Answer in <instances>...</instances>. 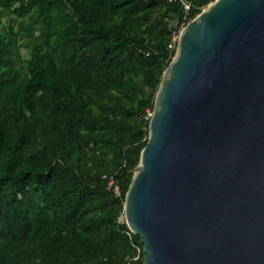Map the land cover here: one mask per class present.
Returning a JSON list of instances; mask_svg holds the SVG:
<instances>
[{
    "label": "trees",
    "instance_id": "1",
    "mask_svg": "<svg viewBox=\"0 0 264 264\" xmlns=\"http://www.w3.org/2000/svg\"><path fill=\"white\" fill-rule=\"evenodd\" d=\"M15 1L0 0V24L9 13L29 23L0 34V264H142L141 237L119 216L179 4ZM210 1L194 0L192 14Z\"/></svg>",
    "mask_w": 264,
    "mask_h": 264
},
{
    "label": "water",
    "instance_id": "2",
    "mask_svg": "<svg viewBox=\"0 0 264 264\" xmlns=\"http://www.w3.org/2000/svg\"><path fill=\"white\" fill-rule=\"evenodd\" d=\"M123 210L142 264H264V0L182 28Z\"/></svg>",
    "mask_w": 264,
    "mask_h": 264
},
{
    "label": "built area",
    "instance_id": "3",
    "mask_svg": "<svg viewBox=\"0 0 264 264\" xmlns=\"http://www.w3.org/2000/svg\"><path fill=\"white\" fill-rule=\"evenodd\" d=\"M171 3H178L180 7V14L176 21L169 24V30L171 32V38L167 44L169 51H176L177 43L182 28L188 23L194 15L192 14L194 0H167ZM202 6L197 9H201ZM152 112H148L147 119H150ZM108 188L112 189L116 195L120 194L119 185L115 182L114 178L108 177Z\"/></svg>",
    "mask_w": 264,
    "mask_h": 264
},
{
    "label": "rangeland",
    "instance_id": "4",
    "mask_svg": "<svg viewBox=\"0 0 264 264\" xmlns=\"http://www.w3.org/2000/svg\"><path fill=\"white\" fill-rule=\"evenodd\" d=\"M26 2H27V0H16L14 5L15 6H25ZM21 20H24L26 23H29V18L26 15H24L22 17H18L12 13H9L8 15L3 16V18L1 19V24H0V34H5L7 32V27L10 24L13 25L15 28L17 26V23ZM25 29H26V30H24L25 32H23L20 35V37L18 39V43L20 44V52L22 54V58L28 59L30 57V45H31L34 38L29 35V33H28L29 28L25 27ZM32 34L35 37H39V35H40L38 30H33ZM146 89H148V88L146 87ZM149 111L152 112L151 109H148L147 113L145 115V119H147V115H148ZM119 219L120 220L125 219L124 214H121L119 216ZM139 256H140V248L138 247L135 259L138 258Z\"/></svg>",
    "mask_w": 264,
    "mask_h": 264
}]
</instances>
